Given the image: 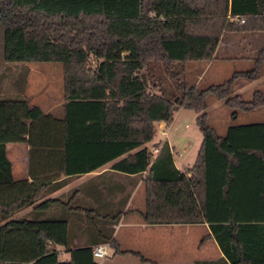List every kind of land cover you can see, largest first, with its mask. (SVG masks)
<instances>
[{
  "label": "trees",
  "instance_id": "1",
  "mask_svg": "<svg viewBox=\"0 0 264 264\" xmlns=\"http://www.w3.org/2000/svg\"><path fill=\"white\" fill-rule=\"evenodd\" d=\"M0 28L6 63L58 62L62 68L58 116L0 92V264H99L92 248L104 242L114 255L157 264L121 249L112 236L130 193L121 207H93V215L42 198L60 173L105 167L137 176L133 184L140 179L143 222L209 223L224 256L195 264H264V136H258L264 122L232 125L219 135L206 111L208 95L222 99L232 117L264 108V76L263 89L250 99L231 95L236 80L264 74V45L251 69L236 70L225 82L199 89L184 78L188 62L214 58L224 34L264 33V0H0ZM179 107L196 113L202 137L193 164L182 171L166 141L153 146L155 153L149 146L155 124H169ZM22 142L31 146V182L12 178L5 152L7 143ZM34 162L55 170L36 173ZM247 165L255 193L246 183L237 199L234 184L249 173ZM53 205L81 211L93 224V244L70 249L67 260L59 259L58 247H69L68 218L43 215Z\"/></svg>",
  "mask_w": 264,
  "mask_h": 264
},
{
  "label": "crops",
  "instance_id": "2",
  "mask_svg": "<svg viewBox=\"0 0 264 264\" xmlns=\"http://www.w3.org/2000/svg\"><path fill=\"white\" fill-rule=\"evenodd\" d=\"M259 32L261 31H251L246 33L243 32L244 34H240L239 36H237V38L230 39V45L233 43L245 42V47H243V49L247 50L248 48L251 54L256 55L257 51L264 45V33L260 34ZM228 34L229 33H226L222 36L216 47L214 58L209 60L208 62H205V68L209 67L213 63L217 50H219L221 46L228 44V40L225 39ZM255 55L253 56L255 57ZM194 65L192 67H194L195 69H199L198 66ZM26 69H28L27 66H22L18 71L20 74H22L26 71ZM21 79L23 80L24 84L21 94L25 95L26 98H30L29 90L25 88L26 79L25 77H22ZM0 92L2 93L1 88ZM61 106L62 101L57 104V107L52 104L51 108L53 109L45 107L43 109V107H40L44 112H48L55 116H58L61 112ZM179 109H181V107H179L174 114H176ZM255 122H264V119L261 121H253L249 123ZM170 124H167V127H169ZM165 136L164 138L159 139H155L154 137L153 140L149 142V146L153 147L156 144H161L163 141H166L169 148L171 149L175 167L181 171L187 167H190L184 166L183 168H181L176 165L173 154L175 145L168 140V137ZM258 136H264V132H259ZM259 144H264V142H260ZM30 150L31 146L25 142L6 144L5 152L7 158L10 161L11 174L14 180L26 179L28 182L32 181L30 174ZM246 167L248 171L249 169H252L250 165H247ZM32 168H34V171L36 170V173H38L39 170H44L43 172L48 173H50V170H55V166L48 164V162H41L38 164L34 162ZM249 176L250 178H252V171H249L248 174H244L242 178L240 176V179L235 182L233 194L236 195L237 199H241L242 194L244 195V193L246 192L243 187L246 183L247 185L249 184V189L252 188V186H255V182L254 180H252L254 177L250 179ZM133 177L127 176L122 173H117L115 171H112L108 167H105L98 171L77 173L73 175H64L63 173H60L59 177L51 181L42 198H56L61 202H68L70 206L83 209L84 211L89 210V214L92 213L93 215V207L103 208L104 206L105 210L109 211H114L115 207L117 208V206L121 207L120 203H122L123 197L130 193L127 202L124 204V210L117 220V223L113 225V228L118 225V230L121 227H124L126 229L121 235L120 240L115 239L121 249L138 251L144 255V253L139 250H135L132 248L124 249L123 244H125V242H127L128 244L131 242L132 244H138L140 248L143 249L146 245H150L152 241L156 242V238H153L152 236L153 233H161L164 234L162 238L164 241L166 240L165 237L169 236V240L171 241L168 246V248L170 249L169 253L156 252L153 257L144 255L157 264H195V260L197 259L210 260L216 259L220 256H224L216 240L211 234V229L207 221L196 224H147L143 222L140 215L138 214V210L140 209L129 208V202L133 197L135 190L139 185H142L140 179H137L136 183L133 184ZM243 179H248V182H245ZM249 193L254 195L255 189H250ZM248 198H250V196ZM30 208L31 206L21 209L17 211L14 216L21 217L27 214L30 211ZM43 215L66 216L68 218L69 235L71 237V241L68 248L58 247V257L60 260H67L69 258L70 249L89 246L93 244V241L96 237L93 233V224H91L90 220L87 219L85 213L81 211H68L62 205H53ZM126 217H128V219H125ZM201 230L205 232L202 239L195 240L197 241L196 244L193 246L191 245L190 248L189 240L191 238V235ZM159 243L161 244L160 248H166L165 242ZM149 254H151V252ZM98 262L99 264H147L140 262L139 259L133 255H114L113 249L111 253L109 252L106 257L102 258Z\"/></svg>",
  "mask_w": 264,
  "mask_h": 264
},
{
  "label": "rangeland",
  "instance_id": "3",
  "mask_svg": "<svg viewBox=\"0 0 264 264\" xmlns=\"http://www.w3.org/2000/svg\"><path fill=\"white\" fill-rule=\"evenodd\" d=\"M246 33V32H245ZM263 34V32H259ZM244 33H229L225 38L227 45L221 46L215 54L213 63L205 68V63L202 62H188L187 70L184 78L189 85H195L199 89H203L211 84H218L225 82L231 74L236 70H249L253 66V58L255 54H251L250 50H244L245 42L233 43L230 45V39L237 38ZM2 31L0 28V88L6 97H25L21 94L24 87L22 77L26 79L25 88L29 90V100L35 105L41 107L51 108L54 104L62 101V68L58 62H41V63H23V64H9L3 60L2 55ZM197 64V65H194ZM198 66L195 69L192 66ZM22 66H27L28 69L22 74L18 70ZM264 74H260L257 81H250L246 79H238L235 81L231 95L240 94L243 99H250L254 89H263L262 78ZM26 90V89H25ZM53 109V108H51ZM208 121L219 135H225L229 126L238 125L240 123H249L253 121H261L264 119V108L252 112H238L236 117H232V110L227 108L222 99H218L214 95L207 96ZM174 118L169 123V127H164V134L159 128V123L155 124L156 134L155 139L168 137V140L175 145L173 151L175 163L178 167L191 166L197 154L201 142V133L195 123L196 113L181 108ZM21 145V144H17ZM153 150V147H151ZM130 204V206H129ZM129 208L144 207V189L143 185H139L135 190L133 197L130 199ZM125 219H128L126 217ZM118 225L113 229V238L120 240L121 235L126 230L121 227L118 230ZM204 231H198L191 235L189 240V247L195 245L197 241L202 239ZM156 238V242L152 241L150 245L145 248H140L138 244H128L125 242L123 248H132L142 251L144 255L153 257L157 252L169 253L168 248L169 236L162 238L164 234H152ZM159 239V240H158ZM158 242V243H157ZM165 242L166 248L162 249L161 244ZM139 243V242H138ZM155 246V247H154ZM154 247V248H153ZM112 248L110 250V253ZM151 252V254H149ZM154 253V254H153ZM98 261L102 258H96Z\"/></svg>",
  "mask_w": 264,
  "mask_h": 264
},
{
  "label": "built area",
  "instance_id": "4",
  "mask_svg": "<svg viewBox=\"0 0 264 264\" xmlns=\"http://www.w3.org/2000/svg\"><path fill=\"white\" fill-rule=\"evenodd\" d=\"M240 22H243V19H240ZM159 123V124H158ZM157 124L159 125V128L161 129L162 133L164 134V127H167V124L164 121H160ZM157 149H153L152 151L155 153ZM111 250V245L109 242H104L100 244H96L92 248V254L96 258H104L106 257Z\"/></svg>",
  "mask_w": 264,
  "mask_h": 264
}]
</instances>
